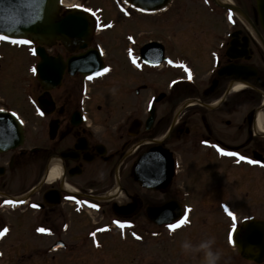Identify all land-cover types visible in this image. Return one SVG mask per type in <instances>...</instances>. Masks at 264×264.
Instances as JSON below:
<instances>
[{
	"label": "flooded vegetation",
	"instance_id": "obj_1",
	"mask_svg": "<svg viewBox=\"0 0 264 264\" xmlns=\"http://www.w3.org/2000/svg\"><path fill=\"white\" fill-rule=\"evenodd\" d=\"M258 2L148 0L141 10L139 0H111L106 7L62 0L59 17L87 16L89 35L50 45L0 40V76L16 63L8 48L35 58L28 76L0 81L9 94L0 91V264H87V242L104 248L98 236L124 239V230L135 240L185 232L184 239L230 241L233 224L258 218L239 220L236 191L226 179H246L245 209L264 211ZM146 24L148 38L141 30ZM119 29L129 65L120 62L115 83L103 85L131 107H91L93 83L106 72L89 79L87 56L84 72H71L68 60L100 49L108 68L103 41ZM36 48L52 63L48 74ZM56 166L61 177L51 178ZM162 209L174 217L169 223L158 222ZM185 214V225L168 228ZM220 214L228 221L225 237L218 232ZM76 228L80 239H71Z\"/></svg>",
	"mask_w": 264,
	"mask_h": 264
},
{
	"label": "rangeland",
	"instance_id": "obj_2",
	"mask_svg": "<svg viewBox=\"0 0 264 264\" xmlns=\"http://www.w3.org/2000/svg\"><path fill=\"white\" fill-rule=\"evenodd\" d=\"M97 4L106 7V4H108V6L111 5V0H92L91 5L96 6ZM106 12L111 14L108 8H106ZM141 30L146 33L145 36L147 38L152 36L149 33L150 29L148 24L142 27ZM123 32V30L121 31L119 29L105 37V41H103L109 71L93 83V85H97L98 87L93 90L96 95L92 98L91 107L101 106L104 108H119L122 105L131 107V100H121L117 97L115 90L107 88V86H109L108 84H106V87L103 85L105 81L111 82V84L115 83L117 65H121L120 62L124 65H129V60L124 58L126 43ZM7 52L9 55L11 54V57L12 55L14 56L13 60L16 61V63L13 67H4L2 75L0 76V81L4 82L9 78L8 80L13 82L16 80V76H28L30 67L35 62V58L31 57L28 53H22L21 50L8 48ZM107 78L108 80H106ZM0 91H2L3 96H9L5 83L0 85ZM226 179L227 182H230L234 186V190L236 191L235 211L236 215L239 216V220H242L247 215H255L260 219H264V211L261 210V207H254L253 210L249 208V211L245 209L244 199L246 200V198L243 197V193L245 195L246 190L243 192V187H246V179L237 176L234 177L233 181L231 177H226ZM17 182L18 180H16V182L14 181L13 186H19ZM225 182L226 181L220 179L221 185ZM227 223L228 221L220 214V228L218 232L224 237L226 236V228L223 229V227L227 226ZM77 229L78 228L75 229V237L71 239H80L78 238L80 232L76 233ZM128 232H130V230L123 231V237H125V239L110 235L103 237L98 236L100 242L107 246L100 249H94V247H91V244L87 242V264H202V253L185 254L182 251L180 242L184 240L185 232L182 234L174 233L171 236H165L160 239L157 237L155 239L140 240L132 239L130 234H126ZM190 240L196 243L201 239ZM213 247L220 252L218 264H257L251 261L248 263V261L242 258L237 250L231 247L228 239H215ZM79 260L80 259H77L75 262H72V264H79Z\"/></svg>",
	"mask_w": 264,
	"mask_h": 264
},
{
	"label": "water",
	"instance_id": "obj_3",
	"mask_svg": "<svg viewBox=\"0 0 264 264\" xmlns=\"http://www.w3.org/2000/svg\"><path fill=\"white\" fill-rule=\"evenodd\" d=\"M158 1V0H157ZM60 0H22L15 8L9 0H3L0 7L5 9L0 11V35L10 37V40L32 39L33 41L51 44L55 38H80L89 35L87 16L79 17L70 15L65 18L59 17ZM140 8L147 9L148 0H139ZM259 11L264 14V1L259 0ZM89 31V32H88ZM37 54L43 59L40 69L44 74L52 68V63L48 59L46 52L42 48L37 49ZM87 56V72L93 74L101 72L103 69L102 60L99 55L88 52L87 55L73 57L68 61L71 72L85 71ZM63 67L55 71V75L60 80ZM140 182L149 186L147 178H139ZM164 214V209L158 211ZM167 222L171 219L162 217ZM243 231L238 229L232 243L237 247L239 253L246 259L261 263L264 260V223L259 221H247Z\"/></svg>",
	"mask_w": 264,
	"mask_h": 264
},
{
	"label": "clouds",
	"instance_id": "obj_4",
	"mask_svg": "<svg viewBox=\"0 0 264 264\" xmlns=\"http://www.w3.org/2000/svg\"><path fill=\"white\" fill-rule=\"evenodd\" d=\"M214 244L215 237L209 236L196 243L190 239H184L180 242V247L185 254L202 253V264H218L220 252L213 247Z\"/></svg>",
	"mask_w": 264,
	"mask_h": 264
},
{
	"label": "snow or ice",
	"instance_id": "obj_5",
	"mask_svg": "<svg viewBox=\"0 0 264 264\" xmlns=\"http://www.w3.org/2000/svg\"><path fill=\"white\" fill-rule=\"evenodd\" d=\"M2 3H3V0H0V4H2ZM9 3L13 6V8H15V6L18 3H22V0H9ZM4 10L5 9H3L2 7H0V11H4ZM87 11H91V9H87ZM93 15H95V13H93ZM229 18L231 19V16ZM10 39L11 38L8 37V36H6V35H0V40L8 41ZM11 42L14 43V44H17V43H19V44H30L31 43V41H29V40H14V39L11 40ZM169 63H171V61H169ZM33 71H35V69H33ZM108 71H109L108 68H104L103 69V72H108ZM101 74L102 73H100V72L97 73V75H101ZM188 78L191 79V73H189ZM89 79H92V77L90 76ZM41 115H43V113H41ZM221 152H223V149H221ZM231 155H235V154H231ZM241 159H244V157H241ZM68 198L69 199H75V197H68ZM6 202L7 203H15L14 201H6ZM33 207H36V205H33ZM92 207H98V205L93 204ZM225 210L226 211L228 210L227 207L225 208ZM188 211H190V209ZM228 214L233 217V220H235V216L233 215L232 212L229 211ZM187 222H188V216H187V214H185L182 218L178 219L176 222L168 224V228L170 230H175V229H177V228L185 225ZM117 223L119 224L120 222L117 221ZM123 226L124 225L121 224V227H123ZM235 227H236V225L233 224V229H235ZM244 227L245 226H241V231H243ZM39 231L44 232V231H46V229L41 228V229H39ZM4 232H7V229H4ZM0 235H3V233H0ZM93 235H95V234L93 233Z\"/></svg>",
	"mask_w": 264,
	"mask_h": 264
},
{
	"label": "bare ground",
	"instance_id": "obj_6",
	"mask_svg": "<svg viewBox=\"0 0 264 264\" xmlns=\"http://www.w3.org/2000/svg\"><path fill=\"white\" fill-rule=\"evenodd\" d=\"M240 87H237L236 90H238ZM62 174V170L59 166H56L51 169V178H60Z\"/></svg>",
	"mask_w": 264,
	"mask_h": 264
}]
</instances>
